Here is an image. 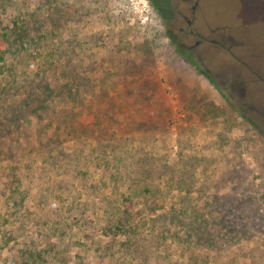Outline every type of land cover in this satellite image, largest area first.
<instances>
[{"label":"rangeland","instance_id":"374dc122","mask_svg":"<svg viewBox=\"0 0 264 264\" xmlns=\"http://www.w3.org/2000/svg\"><path fill=\"white\" fill-rule=\"evenodd\" d=\"M194 1L0 0V264H264V0Z\"/></svg>","mask_w":264,"mask_h":264},{"label":"flooded vegetation","instance_id":"af4514ba","mask_svg":"<svg viewBox=\"0 0 264 264\" xmlns=\"http://www.w3.org/2000/svg\"><path fill=\"white\" fill-rule=\"evenodd\" d=\"M201 4L202 3L198 0L192 3L188 2V6L185 10H181V7L179 9V5L176 4L173 10L175 11V16L177 18L181 20L185 19L188 21L189 27H192L195 26L198 15H200L203 11ZM201 31L202 30L199 28L193 29L190 32L182 29V34L184 35L182 39L186 40L192 35H197V37L199 36L198 38H200V40L198 39L195 44L188 47V49L190 53H192L196 48L201 47V51H199L198 55L201 62H203V73L210 81L211 78H214L221 84V89L226 91V93L221 92V98L226 99L228 96L233 97L235 100L239 99L245 106L251 103L252 99L256 100L257 98H260L258 95L254 96V90L252 94L253 97L251 96V93H249V88L252 87L250 82H253L251 78L256 74L257 69H255L254 65L246 62L244 58L247 57L245 53H250L249 51L252 47H246L245 41L242 39L239 41V38L235 35L236 33H231L226 29L222 30L224 34L221 35L220 40L223 41H219L218 38H210L207 35L205 36ZM217 31L218 30L216 29L214 33L216 34ZM217 45H222V48L224 49L223 54L218 55L217 63L214 65L215 67H213L208 63V55L209 52L212 51L213 46ZM228 55L231 58H234L232 61H237V64L240 66L239 68H235L233 62L226 59ZM254 56L255 55L253 53V58ZM249 113L254 114L257 119H264L263 110L255 111L254 108H250Z\"/></svg>","mask_w":264,"mask_h":264},{"label":"trees","instance_id":"16d2710c","mask_svg":"<svg viewBox=\"0 0 264 264\" xmlns=\"http://www.w3.org/2000/svg\"><path fill=\"white\" fill-rule=\"evenodd\" d=\"M174 214L177 215V216L182 215L181 213H178V212H175ZM183 217H184V216H183Z\"/></svg>","mask_w":264,"mask_h":264},{"label":"crops","instance_id":"0c3cea01","mask_svg":"<svg viewBox=\"0 0 264 264\" xmlns=\"http://www.w3.org/2000/svg\"><path fill=\"white\" fill-rule=\"evenodd\" d=\"M205 79H206V81H208L210 83V80L207 77H205Z\"/></svg>","mask_w":264,"mask_h":264}]
</instances>
